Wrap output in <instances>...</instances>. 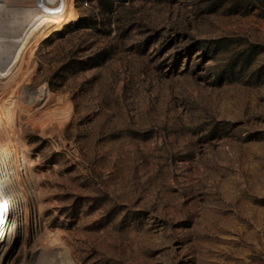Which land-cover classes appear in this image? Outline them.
Wrapping results in <instances>:
<instances>
[{"label":"rangeland","instance_id":"obj_1","mask_svg":"<svg viewBox=\"0 0 264 264\" xmlns=\"http://www.w3.org/2000/svg\"><path fill=\"white\" fill-rule=\"evenodd\" d=\"M74 14L30 86L72 121L60 138L23 126L48 231L76 264H264V0Z\"/></svg>","mask_w":264,"mask_h":264},{"label":"bare ground","instance_id":"obj_2","mask_svg":"<svg viewBox=\"0 0 264 264\" xmlns=\"http://www.w3.org/2000/svg\"><path fill=\"white\" fill-rule=\"evenodd\" d=\"M42 3H47L46 7ZM75 0H0V264H76L43 224L39 179L23 126L62 137L73 118L68 100L30 86L37 52L51 30L74 19ZM54 109L37 116L28 105Z\"/></svg>","mask_w":264,"mask_h":264},{"label":"trees","instance_id":"obj_3","mask_svg":"<svg viewBox=\"0 0 264 264\" xmlns=\"http://www.w3.org/2000/svg\"><path fill=\"white\" fill-rule=\"evenodd\" d=\"M126 0H123V2H125ZM58 31H61V28L58 30Z\"/></svg>","mask_w":264,"mask_h":264}]
</instances>
